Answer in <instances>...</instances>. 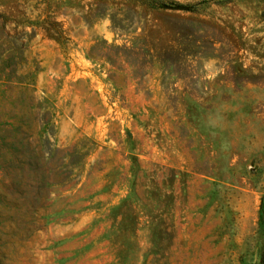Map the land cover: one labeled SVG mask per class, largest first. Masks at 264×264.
I'll use <instances>...</instances> for the list:
<instances>
[{
	"label": "rangeland",
	"instance_id": "rangeland-1",
	"mask_svg": "<svg viewBox=\"0 0 264 264\" xmlns=\"http://www.w3.org/2000/svg\"><path fill=\"white\" fill-rule=\"evenodd\" d=\"M263 259L264 0H0V264Z\"/></svg>",
	"mask_w": 264,
	"mask_h": 264
},
{
	"label": "trees",
	"instance_id": "trees-1",
	"mask_svg": "<svg viewBox=\"0 0 264 264\" xmlns=\"http://www.w3.org/2000/svg\"><path fill=\"white\" fill-rule=\"evenodd\" d=\"M42 186H45V184H44V183H42ZM262 264H264V259H263V261H262Z\"/></svg>",
	"mask_w": 264,
	"mask_h": 264
}]
</instances>
